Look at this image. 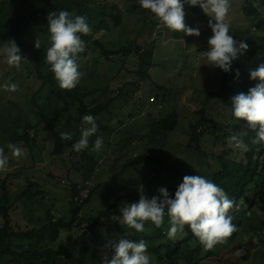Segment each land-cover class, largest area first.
Listing matches in <instances>:
<instances>
[{
  "label": "rangeland",
  "instance_id": "rangeland-1",
  "mask_svg": "<svg viewBox=\"0 0 264 264\" xmlns=\"http://www.w3.org/2000/svg\"><path fill=\"white\" fill-rule=\"evenodd\" d=\"M54 1L60 0H0L2 18L32 13ZM248 1L257 9L256 15L244 14L246 0H230L226 22L230 24V34H239L234 39H251L256 43L233 61L228 73L199 55L208 50L207 42L213 33L191 7L185 10L186 23L199 28V37L158 27L160 21L150 10L143 9L138 0L85 1L87 13L91 15L87 19L91 32L89 40L83 39L85 51L78 55L79 70L84 74L78 85L81 93H89L84 99L89 108L102 104L105 110L97 117V134L90 138L88 148L79 153L66 148L62 154H53L54 145L44 130L41 111H50L54 126L71 133L77 142L83 126L80 104L58 95L51 108L47 107L53 88L37 78L27 60H22L18 68L8 65L1 48L0 147L5 148L10 159L7 171L0 173V205L3 195L8 193L13 226L16 229L42 227L49 213L56 219L70 221L77 206L76 196L89 195L96 189L74 226L62 230L55 243L47 242L45 246L59 250L68 237L79 238V243L99 249L96 264H103L105 255L111 258L114 254L111 244L135 233L122 222L120 208L125 203L138 202L143 193L149 198L158 195L161 187L167 188L174 198L185 175H202L212 180L223 159L241 160L245 152L229 147L228 137L247 131L248 135L242 138L252 146L256 132L249 130L247 121L233 117L231 97L242 92V84L251 79L250 70L264 64L263 55L257 53L249 58L248 54L264 39V0ZM50 36L48 23L40 29L30 27L26 34L34 45L40 39V48L45 52L51 45ZM95 40L102 47L95 45ZM102 49L109 53L105 54ZM10 83H17L18 91H6L4 85ZM152 98L155 100L151 101ZM175 113L177 127L153 136L150 125ZM194 123H200L199 147L191 140ZM97 136L103 137V146L98 152L92 150ZM8 143L24 147L26 155L12 157ZM85 153L96 163L93 176L87 180L85 175L90 164ZM143 154L155 156V161L128 167L129 161ZM27 190L32 197L17 199ZM257 190L253 185L245 202L241 201L244 218L231 240L228 238L226 243L217 244L211 250L201 244L200 264H264V212L255 195ZM113 204L111 217H101L96 222ZM86 223L89 226H84ZM169 228V218L165 216L161 227L146 222L145 231L139 233L151 236L144 241L153 264L169 263L160 253L151 251L152 247L161 250L162 245L186 237L185 229L176 239H169ZM195 241L200 242L198 238ZM187 251L188 248H183L182 253ZM52 263L77 264V260L59 255ZM4 264L16 263L8 260ZM173 264H185L183 256Z\"/></svg>",
  "mask_w": 264,
  "mask_h": 264
},
{
  "label": "clouds",
  "instance_id": "clouds-1",
  "mask_svg": "<svg viewBox=\"0 0 264 264\" xmlns=\"http://www.w3.org/2000/svg\"><path fill=\"white\" fill-rule=\"evenodd\" d=\"M138 3L155 15L160 21L158 27H167L171 31L195 37L201 35L200 30L186 23L185 10L187 7L199 6L210 17L209 27L213 33L207 42L208 50L200 52L199 55L226 73L231 72L233 61L238 60L248 50L249 46L245 41L234 39L230 34V24L226 22L231 7L230 0H138ZM47 20L51 45L46 49V62L60 88L71 91L77 87L84 75L79 70L77 60L86 47L82 35H88L91 27L86 17L66 10L49 12ZM35 47H41L40 39L36 40ZM2 51L10 66L18 68L21 61H25L15 40L4 43ZM239 77L240 72L237 70V80ZM250 77L252 80L258 79L260 83L249 89L247 94L239 92L232 96L230 110L234 118L247 121L248 128L256 132L252 143L264 145V64L250 70ZM4 88L6 91L16 92L19 85L5 84ZM97 119L88 114L82 117L80 138L72 146L75 152L79 153L88 148L90 138L98 132ZM246 135L247 131L230 135L229 147L248 152L249 146L242 138ZM60 136L62 140L72 139V134L67 131ZM102 146L103 137L97 136L92 150L98 152ZM7 149L17 159L25 156L27 152L24 147L13 143H8ZM9 159L5 148L0 147V173L7 171ZM158 193L151 198L143 193L140 194L138 202L125 203L120 208L122 222L142 233L145 231L146 222L159 228L167 215L170 223L167 231L169 239H176L178 233L183 232L188 225L193 235L208 250L217 244L226 243L228 238L239 231L230 215V210L236 207L235 199L230 198L224 189L202 175H185L174 198L165 187L159 188ZM147 247L144 240L137 242L121 238L119 243L111 244L114 254L111 258L105 255L103 264H153Z\"/></svg>",
  "mask_w": 264,
  "mask_h": 264
},
{
  "label": "trees",
  "instance_id": "trees-1",
  "mask_svg": "<svg viewBox=\"0 0 264 264\" xmlns=\"http://www.w3.org/2000/svg\"><path fill=\"white\" fill-rule=\"evenodd\" d=\"M87 0H60L54 2H48L43 4L41 7L34 10L32 13H19L12 18H2L3 7L0 4V49L4 47V43L10 40H15L18 47L21 50L22 57L30 62L33 66L34 74L43 84L50 85L53 88L51 97L46 101L47 107H50L54 103V99L58 95H63L65 98L72 101L78 102L79 113L81 116L86 114L98 117L105 109L104 105L100 104L96 107L89 108L85 103L84 99L88 96V92L81 93V87L77 85L71 91L63 90L60 88L58 81L55 79L54 74L50 70V65L46 62V52L39 48L37 49L33 43L27 38L26 34L30 27L40 29L47 25V16L49 12H59L66 10L76 15L91 18V15L87 13V7L85 5ZM188 6V5H186ZM190 8V7H187ZM186 8V9H187ZM194 14L200 16L206 23L207 28L209 27L210 17L206 15L203 10L196 7L190 9ZM243 12L247 16H254L257 13V9L253 6L252 2L246 0ZM234 38H238L239 34H231ZM88 35H82V39L89 40ZM95 45H100L98 41H94ZM248 49L250 46L256 43L255 40H246ZM105 54L109 52L102 49ZM257 53L264 56V39H261V44L258 48H252L249 51V58H252ZM114 54V53H113ZM152 55V53H150ZM25 62V61H24ZM260 81L250 79L248 82L242 84V92L248 93L249 89L255 87ZM213 93L210 95L209 98ZM50 110V109H49ZM54 114V113H53ZM50 111L47 113L42 110L41 117L44 122V130L49 133L50 140L53 142L54 155H59L64 152L66 148H73V144L76 143L75 139L62 140L60 134L65 132L62 129H57L52 120L50 119ZM200 123H194L191 125L192 134L191 140L199 147L200 134L198 133V125ZM178 125L177 113L172 114L170 117L161 119L150 125V132L153 136L158 134H165L173 131ZM251 130V129H249ZM258 130V129H257ZM253 144V143H252ZM249 151L245 152V156L241 160L232 161L223 159L220 163L221 167L216 170L213 174L212 181L220 186L228 194L230 198H234L236 201V207L230 210V215L233 217V223L239 228V225L244 218L245 210L241 201L246 199V195L249 194L253 185L258 187L255 192L257 199L260 200L262 211L264 212V145L253 144L249 146ZM85 157L88 160L87 168L88 175H85V179H89L93 176L95 170V161L90 155L85 153ZM155 156L153 155H139L135 159L129 161L128 167L133 168L138 164L144 162H154ZM258 180H261L258 182ZM260 184V188H259ZM3 186L5 183L3 182ZM96 193V189H92L89 192L87 199L81 206H76L72 211V217L70 221H66L63 218H55L51 213L47 215V222L42 227L31 228V229H16L11 220L10 216V205L9 195L5 193L0 205V264L6 263L8 260L15 262L16 264H54L52 261L59 255H63L64 258L76 257L77 264H96L99 259V249L88 243H79V238L68 237V240L62 245L59 250L45 246V243H55L62 230L71 229L74 226V221L82 211V208L88 204L92 196ZM77 194V191L76 193ZM30 198V190L24 191L19 194L17 199L23 197ZM73 202V201H72ZM114 204L109 207L104 213H102L97 219L101 217H111L113 213ZM247 211V210H246ZM249 211V210H248ZM167 216V215H166ZM130 228V227H129ZM135 231V229L130 228ZM186 237L176 242L167 243L160 247L161 250L156 247H152L151 251L160 253L163 260H166L169 264H173L183 256L185 264H200V257L203 252V247L200 242H196V238L191 232L190 226L186 225ZM140 234H143L140 233ZM135 231L134 235L127 236L125 239L140 241L148 240L151 238L150 235H140ZM234 233L230 240L235 236ZM28 242V245L25 243ZM195 242V243H194ZM45 247V248H44ZM183 248H188L186 253H182Z\"/></svg>",
  "mask_w": 264,
  "mask_h": 264
},
{
  "label": "built area",
  "instance_id": "built-area-1",
  "mask_svg": "<svg viewBox=\"0 0 264 264\" xmlns=\"http://www.w3.org/2000/svg\"><path fill=\"white\" fill-rule=\"evenodd\" d=\"M155 99L154 98H152V100L151 101H154ZM88 197V194H86V193H81L80 195H78V196H76V202H77V206H81L83 203H84V201L86 200V198ZM84 226H89V223H86V224H84Z\"/></svg>",
  "mask_w": 264,
  "mask_h": 264
}]
</instances>
